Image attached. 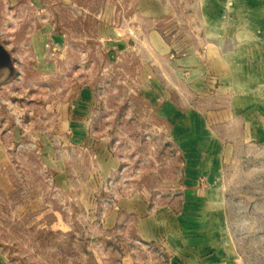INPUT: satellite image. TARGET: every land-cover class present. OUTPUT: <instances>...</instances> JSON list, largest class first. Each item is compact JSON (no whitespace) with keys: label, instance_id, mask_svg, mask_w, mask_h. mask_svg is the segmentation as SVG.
<instances>
[{"label":"rangeland","instance_id":"1","mask_svg":"<svg viewBox=\"0 0 264 264\" xmlns=\"http://www.w3.org/2000/svg\"><path fill=\"white\" fill-rule=\"evenodd\" d=\"M244 23L264 44V0H0V42L17 65L13 78L0 69L5 264L164 261L133 240L135 216L120 211L113 228L105 219L123 198L179 211L188 146L159 109L181 90L186 133L190 105L205 110L221 85L205 67L192 72L189 46L234 45ZM82 88L93 97L75 129ZM223 163L217 190L201 195L223 217L213 235L229 240L235 264H264V139L233 145Z\"/></svg>","mask_w":264,"mask_h":264},{"label":"crops","instance_id":"2","mask_svg":"<svg viewBox=\"0 0 264 264\" xmlns=\"http://www.w3.org/2000/svg\"><path fill=\"white\" fill-rule=\"evenodd\" d=\"M230 30L228 26L221 28V32ZM233 31L243 34V39L238 38L234 45L220 41L214 46L207 42L206 55L189 46L190 56L183 61L193 66L192 72L198 76L205 67L206 73L212 75V81L221 85L216 87V92L206 93L205 110L190 105V114L195 122L190 121L186 133L183 135L180 123L181 90L175 93L179 99L165 100L159 109L164 117L173 120L175 141L179 147L188 146L185 148L186 165L182 181L184 201L179 205V211L175 212L169 206L149 209L145 202L136 198H123L105 219L107 226L113 228L119 222L120 211L135 216L133 240L147 247L159 246L163 251L164 261L159 259L161 264H235L236 261L229 240L223 239V245H219L221 237L217 235L215 239L213 235V225L223 224L219 206L209 200H201L204 198L202 194L209 195L217 190L223 174V162L233 145L264 139V44L257 42L256 23H244ZM92 97L93 91L87 88L80 90L72 110L77 119L72 115L69 127H85L79 116L85 113L84 108ZM201 113L206 114L204 119ZM223 145L226 152H223ZM204 211L210 212L209 215ZM0 264H5L1 250Z\"/></svg>","mask_w":264,"mask_h":264},{"label":"water","instance_id":"3","mask_svg":"<svg viewBox=\"0 0 264 264\" xmlns=\"http://www.w3.org/2000/svg\"><path fill=\"white\" fill-rule=\"evenodd\" d=\"M0 69H7L9 78H13L17 73L13 56L2 42H0Z\"/></svg>","mask_w":264,"mask_h":264}]
</instances>
